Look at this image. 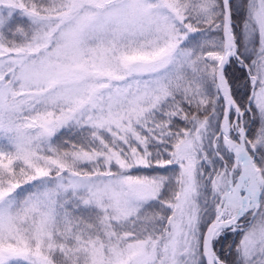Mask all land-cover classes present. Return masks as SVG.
Wrapping results in <instances>:
<instances>
[{
    "label": "snow or ice",
    "instance_id": "6c2138e0",
    "mask_svg": "<svg viewBox=\"0 0 264 264\" xmlns=\"http://www.w3.org/2000/svg\"><path fill=\"white\" fill-rule=\"evenodd\" d=\"M0 264H264V0H0Z\"/></svg>",
    "mask_w": 264,
    "mask_h": 264
}]
</instances>
